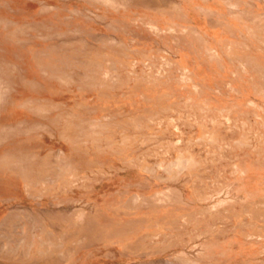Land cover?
<instances>
[{
  "label": "rangeland",
  "instance_id": "rangeland-1",
  "mask_svg": "<svg viewBox=\"0 0 264 264\" xmlns=\"http://www.w3.org/2000/svg\"><path fill=\"white\" fill-rule=\"evenodd\" d=\"M263 32L264 0H0L1 244L34 243L31 227L66 236L71 258L59 264H264ZM150 55L189 72L181 80L169 68L170 80L141 85L138 65L126 82L127 66ZM187 97L216 119L255 122L261 146L206 156L211 135L243 136L184 118L168 130ZM10 152L14 165L2 162ZM179 156L199 164L172 179L149 171ZM162 193L163 204L151 201ZM172 216L181 223L172 234L192 231L189 242L141 248L150 223ZM11 262L22 263L0 254Z\"/></svg>",
  "mask_w": 264,
  "mask_h": 264
},
{
  "label": "bare ground",
  "instance_id": "bare-ground-1",
  "mask_svg": "<svg viewBox=\"0 0 264 264\" xmlns=\"http://www.w3.org/2000/svg\"><path fill=\"white\" fill-rule=\"evenodd\" d=\"M172 10H174V9H172ZM146 25H147V23H146ZM260 42L264 45V32L262 33V36L260 37ZM150 56L151 57H149L148 59H143L140 62H138V61L137 62H133L132 61V64H129V66H127L128 67V69H127L128 72H127V78H126L127 80H126V82H129L130 80H132L131 79L132 75L134 73H136L135 70H136V66H138V65L141 66L142 70L136 76V78L133 79L134 81L137 82V84H141L142 85L144 83H146V84L156 83V82L159 83V81L161 82L162 80H164L163 77H165L166 78L165 80L168 81V80L171 79V77H169L167 75V73H169V72L166 69H169V68L170 69L176 68V70H178V72L180 73L179 77L180 78L182 77L181 80L185 79L186 72L188 70L182 64H178V63L172 61L171 59H168L164 55H160V56L150 55ZM231 58H232L233 61H237L238 63H240V61L235 60V56L234 55H231ZM158 60H161V63H158L157 62ZM241 60H243V59H241ZM116 61H118V60H116ZM152 61H154V62H152ZM122 63H124V62H122ZM170 75H172V72H171ZM175 79H176V77H175ZM163 82H165V81H163ZM193 88L196 91L195 88H197V87L195 85H194ZM200 93H199V95H200ZM202 99L200 101H202ZM207 99H208V97H207ZM190 101H191V99L187 97L185 99V101L182 103L181 107L179 106V108H177V110H175V112L178 115L177 118H179V119L171 117L170 120H169L170 121V127L168 128V130L170 129V130H173L174 132L180 131L179 127L177 126V120L178 121L179 120H183L181 118H184V120H186L188 122H194V123L197 122L198 123L200 121V125H201L202 128L203 127L206 128V126L204 124L218 122V123L223 124L224 128H226L228 130H231V131H237V132L240 133V135L243 136V137L240 138V141L228 142V141L225 140V138L224 139H217V138L212 137V135H211L207 140H204V141H206V146H208V145L212 146V149L207 151V155L206 156L212 155V157L224 158L225 152H230V151L232 152L233 150L241 149L242 147L252 148V150H255V149H258L259 146H261L260 145L261 141H260L259 138L261 137L262 134L261 133L259 134V130L260 129H258L255 126L256 125L255 122L253 123L252 121H250V119L249 120L241 119V117H240V119L239 118L231 119L228 116V112L227 111L225 112V114H222L223 112L220 113L221 114V118L216 119L214 117V115H212V114H215L217 111L216 112L209 111L207 108H205V104L204 103L200 104L201 106L196 105V107L192 108V106H194L195 104L193 105L192 103H190ZM182 108H183V110H182ZM197 110H198L199 113H196ZM219 111H221V110H219ZM253 120H254V118H253ZM252 123H253V125H252ZM216 125H219V124H216ZM260 126H261V124H260ZM199 130H200V128H199ZM250 135H253V137H252V141H253V144H254L253 146L250 143V142H252ZM8 154L9 155L7 157L3 158L2 162H6L7 164L15 163L16 162L15 158L14 159L11 158V157H14L12 155V152H10ZM48 160H49V157L44 159L43 162L47 163ZM191 163L192 164H196V165L199 164V162L195 161L191 157L185 158L184 156H179L177 158V160L172 165L171 164L170 165H166V167L162 169V172H163L162 174H159V172L155 171V169H153V168L149 169V171L151 170V172L157 178L159 177V178H163V179H166V178L167 179L168 178L172 179V178L177 177L178 175L184 173L185 169H187L188 165L191 164ZM26 164H29V163H26ZM189 166H191V165H189ZM29 169L30 168L28 167V165L25 166V169L22 168V171H23L22 174H25L24 175L25 184H23V185L25 186V189L27 191H28V189L30 187V185L28 184V182L26 180V176H27L26 174H28L27 171H30ZM62 170L63 169H60L59 172L62 173ZM241 170H242L241 168H237V169L234 168L233 174H235V175L242 174ZM22 177H23V175H22ZM49 178L50 177H47V176H39L38 179L42 180L41 181V184H42V182L48 181ZM214 179H216V178H214ZM226 179H228V177H225V180ZM202 181H204V179ZM52 184L54 185V182H51V185ZM64 186H65V184H64ZM41 191H43V190H41ZM32 192L30 194H32ZM34 193H36V192H34ZM42 193H44V192H42ZM208 195L209 194H206L205 198H207ZM139 197L137 196L136 198L139 199ZM162 197L167 198V194L166 193H162V194L155 195V196L151 197V201H153V203H155L156 205H161L164 202V199H162ZM172 201L173 200L171 199L169 202H172ZM125 207L130 209V210H132L131 208L133 206H125ZM201 212L202 213H205V212L210 213V211H208V210H202ZM20 214H22V215H20ZM20 214L16 213L15 215L14 214H12L11 216L8 215L4 219V221L1 223V226L2 227H7V225L10 224V221H11V225L12 224L15 225L14 223L16 221L22 219L21 216H23V215L27 216L25 211L24 212L22 211ZM82 216L83 215H81V218H82ZM180 218H181L180 220L183 221L182 223L183 224L185 223L184 225H188L189 224V219H190V215L189 214L182 215ZM178 219H179V217L172 216L171 219L165 220L163 222L160 220V221H156V222L150 223L151 224L150 227H152V228L154 227V231L153 232L151 231V233H148V234L142 236L140 239H138V244L141 246V248L144 247V249H147L148 246L149 247L150 246L153 247V246H156L158 244L161 245V246H165V245L172 246L173 239H175V238L179 239L180 240L179 242L182 241L183 243L187 244L189 241H186L185 239H181V238L183 236H185V234L190 236L192 231L190 233L186 232L185 234H182L180 236L172 234V232H173L172 230L174 228L176 229L177 225L181 224V223H178ZM34 225H35V223H34ZM28 230H29L28 232L33 233L34 235H36L38 233L39 236L38 237L35 236L36 237L35 242L33 243L31 241H28V239L26 237L24 239L21 238V239L17 240L16 242H14V245H12L13 240H11L12 242L8 241V243H3L2 242L3 244H1V242H0V246L2 245V248L0 247V254L3 256V258H6V257L10 258L11 256L14 258V256H15V257H17V260L19 262H22L21 264H59L62 261L68 262L70 260L71 252H70L69 249L67 250L66 247H65L66 236L64 234H61L60 232H58V233L55 232V234L57 233L56 234L57 236H56L54 234V232H51V234H52L51 235L50 233L48 234L47 231L44 232L43 230L40 231V230H37V229L36 230H34V229L32 230L31 227ZM17 233L20 234V232H17ZM21 234H24L26 236L27 232H21ZM0 236H1V234H0ZM148 244H151V245H148ZM153 250L154 251H159L158 249H153ZM176 258L184 260V262H182V264H199L197 262L191 261L187 257H181L180 258V256H178ZM10 264H15V263L11 262Z\"/></svg>",
  "mask_w": 264,
  "mask_h": 264
}]
</instances>
